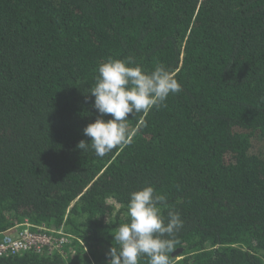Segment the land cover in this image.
I'll return each instance as SVG.
<instances>
[{"label":"trees","instance_id":"obj_1","mask_svg":"<svg viewBox=\"0 0 264 264\" xmlns=\"http://www.w3.org/2000/svg\"><path fill=\"white\" fill-rule=\"evenodd\" d=\"M129 56L182 91L82 153L98 65ZM145 186L184 222L172 264H264V0H0V242L25 222L76 237L0 264H108Z\"/></svg>","mask_w":264,"mask_h":264},{"label":"clouds","instance_id":"obj_2","mask_svg":"<svg viewBox=\"0 0 264 264\" xmlns=\"http://www.w3.org/2000/svg\"><path fill=\"white\" fill-rule=\"evenodd\" d=\"M98 75L89 95L98 113L93 123L83 129L90 142L81 140L77 149H91L97 157H104L118 146L131 143L129 117L146 114L165 104L170 95L182 91V85L172 71L163 65L146 70L133 57L100 63ZM110 117L105 119V117ZM167 198L157 194L153 186H145L129 195V219L119 225L113 236L115 246L107 253L108 264H172L176 246L175 233L183 227L179 212L169 208L167 216L162 208Z\"/></svg>","mask_w":264,"mask_h":264},{"label":"built area","instance_id":"obj_3","mask_svg":"<svg viewBox=\"0 0 264 264\" xmlns=\"http://www.w3.org/2000/svg\"><path fill=\"white\" fill-rule=\"evenodd\" d=\"M74 239V235L62 229L34 226L25 222L3 235L0 242V258L20 256L28 252L53 254L64 250Z\"/></svg>","mask_w":264,"mask_h":264},{"label":"water","instance_id":"obj_4","mask_svg":"<svg viewBox=\"0 0 264 264\" xmlns=\"http://www.w3.org/2000/svg\"><path fill=\"white\" fill-rule=\"evenodd\" d=\"M182 251L181 250H178L177 252H175L174 254L176 255V254H178V253H181ZM174 255V256H175Z\"/></svg>","mask_w":264,"mask_h":264}]
</instances>
